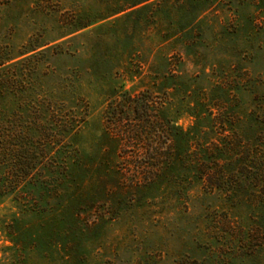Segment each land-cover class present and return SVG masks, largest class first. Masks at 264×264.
<instances>
[{
  "label": "rangeland",
  "instance_id": "obj_1",
  "mask_svg": "<svg viewBox=\"0 0 264 264\" xmlns=\"http://www.w3.org/2000/svg\"><path fill=\"white\" fill-rule=\"evenodd\" d=\"M0 61L8 129L50 143L0 197V264H264V0H0ZM144 91L184 130L214 108L247 186L167 182L158 128L116 140Z\"/></svg>",
  "mask_w": 264,
  "mask_h": 264
},
{
  "label": "trees",
  "instance_id": "obj_2",
  "mask_svg": "<svg viewBox=\"0 0 264 264\" xmlns=\"http://www.w3.org/2000/svg\"><path fill=\"white\" fill-rule=\"evenodd\" d=\"M5 64L6 62L0 61V197L13 195L14 199L18 200L17 192L21 184L36 165L44 161L46 147L50 143L41 138V133L39 138L35 139L25 129H8L11 128L10 115L2 108L20 95L21 91L18 85L10 82L14 78L9 74V70L16 64ZM134 99L135 124L130 129H117V133L113 135L118 141L143 143L144 135L150 130L149 126L158 128L161 136L167 140V154L161 155L164 160L162 165L167 166V182L174 176H182L188 184L196 181L205 190L223 191L226 194L232 193L237 187L247 186L246 180L242 177L237 180L234 174L237 169H240L241 173L247 170L248 163L241 160L240 163L234 164L231 161L232 155L235 152L239 155L237 151L240 146L243 148L244 144L236 145L232 141L233 131L215 129L219 118L214 115V108L202 112L188 109L193 124L184 130L176 124L175 115L169 113V107L167 106L165 114V103L156 101L149 91L139 93ZM185 106L189 108V105ZM261 164L259 166L263 167ZM17 234V238H23V233ZM12 242L15 243L13 240Z\"/></svg>",
  "mask_w": 264,
  "mask_h": 264
}]
</instances>
